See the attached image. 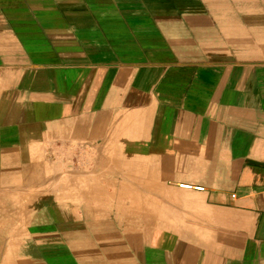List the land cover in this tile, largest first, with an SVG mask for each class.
<instances>
[{"label": "crops", "instance_id": "0c3cea01", "mask_svg": "<svg viewBox=\"0 0 264 264\" xmlns=\"http://www.w3.org/2000/svg\"><path fill=\"white\" fill-rule=\"evenodd\" d=\"M36 1L39 33L0 19L29 263L264 264V0Z\"/></svg>", "mask_w": 264, "mask_h": 264}, {"label": "rangeland", "instance_id": "374dc122", "mask_svg": "<svg viewBox=\"0 0 264 264\" xmlns=\"http://www.w3.org/2000/svg\"><path fill=\"white\" fill-rule=\"evenodd\" d=\"M21 1H26L28 8H21ZM43 5L46 6L36 0H0V19L8 22L12 20L13 23L20 19H27L28 33H39L36 31L37 26L31 23H35L36 19L49 21L53 18V13L55 16V10L36 8ZM4 6L7 9H4ZM60 10V14L67 17V11ZM13 28L19 30L20 25ZM44 28L51 33V27ZM26 192L22 193L17 189L5 192L0 189V264H30L32 258L42 254V251L37 250L35 237L27 232V223L37 205L35 202L26 201Z\"/></svg>", "mask_w": 264, "mask_h": 264}, {"label": "built area", "instance_id": "2783aa9c", "mask_svg": "<svg viewBox=\"0 0 264 264\" xmlns=\"http://www.w3.org/2000/svg\"><path fill=\"white\" fill-rule=\"evenodd\" d=\"M181 186L185 187V188H192L193 187L192 185H189V184H184V185H181ZM193 188H196L198 190H202L203 189V187H201V186H195Z\"/></svg>", "mask_w": 264, "mask_h": 264}, {"label": "bare ground", "instance_id": "6f19581e", "mask_svg": "<svg viewBox=\"0 0 264 264\" xmlns=\"http://www.w3.org/2000/svg\"><path fill=\"white\" fill-rule=\"evenodd\" d=\"M54 154H55V153H54ZM53 157H55V156H53ZM58 159H59V158H58ZM64 159H65V158H64ZM54 160H56V159H54ZM54 160H53V161H54ZM66 160H67V159H66ZM69 162H70V161H69ZM63 168H64V167H63ZM60 170H61V169H60ZM63 172H64V171H63ZM65 175H66V174H65ZM121 189H122V188H121ZM124 190H125V189H124ZM126 190H127V189H126Z\"/></svg>", "mask_w": 264, "mask_h": 264}]
</instances>
